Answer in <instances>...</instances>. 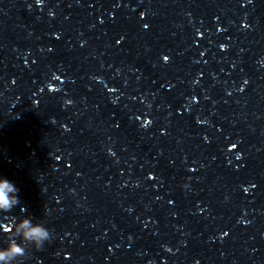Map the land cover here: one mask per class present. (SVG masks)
<instances>
[{
  "label": "clouds",
  "instance_id": "1",
  "mask_svg": "<svg viewBox=\"0 0 264 264\" xmlns=\"http://www.w3.org/2000/svg\"><path fill=\"white\" fill-rule=\"evenodd\" d=\"M18 192L19 189L13 182L0 178V213H9L21 204ZM21 211L26 210L21 208ZM2 231L8 238V243L6 247H0V264H23V261L28 259L31 248L42 250L45 244L51 243L54 238L53 233L43 223L34 222L31 215L19 220L12 217L10 223L3 226Z\"/></svg>",
  "mask_w": 264,
  "mask_h": 264
},
{
  "label": "snow or ice",
  "instance_id": "2",
  "mask_svg": "<svg viewBox=\"0 0 264 264\" xmlns=\"http://www.w3.org/2000/svg\"><path fill=\"white\" fill-rule=\"evenodd\" d=\"M165 60H167V57H165Z\"/></svg>",
  "mask_w": 264,
  "mask_h": 264
}]
</instances>
